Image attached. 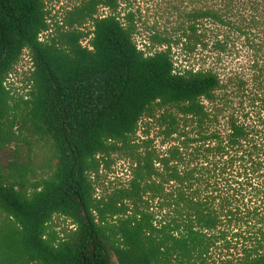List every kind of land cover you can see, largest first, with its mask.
Returning a JSON list of instances; mask_svg holds the SVG:
<instances>
[{
    "label": "trees",
    "instance_id": "obj_1",
    "mask_svg": "<svg viewBox=\"0 0 264 264\" xmlns=\"http://www.w3.org/2000/svg\"><path fill=\"white\" fill-rule=\"evenodd\" d=\"M53 3L0 0V154L55 162H0V264H264V0Z\"/></svg>",
    "mask_w": 264,
    "mask_h": 264
},
{
    "label": "rangeland",
    "instance_id": "obj_2",
    "mask_svg": "<svg viewBox=\"0 0 264 264\" xmlns=\"http://www.w3.org/2000/svg\"><path fill=\"white\" fill-rule=\"evenodd\" d=\"M74 2H76V0H54V13L60 12L63 8L73 5ZM149 4L152 8V3ZM155 11V8H153L147 12V16L151 22L154 21V15L156 14ZM148 37V32L145 29H142L136 38V42L140 48H144V46L148 43ZM84 44H86V42H84ZM176 59H178V61L183 63L185 66L193 64V62L189 63L187 61L185 63L183 56H176ZM19 68L20 70L15 73L16 75L8 81V87L18 88L20 91L19 95H23L27 92L24 90L26 88V84L24 83L25 76L31 70L29 56H24ZM23 134L24 140L20 142L18 146L13 145L0 154V162L2 165L7 166L11 162L18 160L20 164L27 165L32 169V178L40 179L42 177H47L51 173L52 167H54L55 163L51 162L53 152L50 144L37 136L27 133L26 131H24ZM151 135L152 137H156L157 131L152 130ZM111 170L112 172L108 173V175L104 172V177H107L105 181V186L107 188L110 187L111 184L117 185L120 182L127 183L130 178L127 163L119 161L112 167ZM55 224L57 226V230L60 231L66 228V226L69 225V222H65L63 218L57 217L55 218Z\"/></svg>",
    "mask_w": 264,
    "mask_h": 264
},
{
    "label": "built area",
    "instance_id": "obj_3",
    "mask_svg": "<svg viewBox=\"0 0 264 264\" xmlns=\"http://www.w3.org/2000/svg\"><path fill=\"white\" fill-rule=\"evenodd\" d=\"M19 70H20V68H19ZM13 77H14V75H10L8 81H10V79L13 78ZM5 86L8 87V83Z\"/></svg>",
    "mask_w": 264,
    "mask_h": 264
}]
</instances>
